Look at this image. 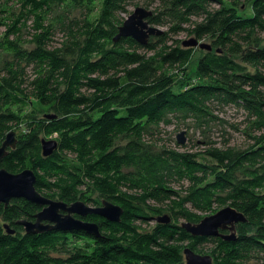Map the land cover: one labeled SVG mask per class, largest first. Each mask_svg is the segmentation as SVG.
Segmentation results:
<instances>
[{"label":"trees","instance_id":"1","mask_svg":"<svg viewBox=\"0 0 264 264\" xmlns=\"http://www.w3.org/2000/svg\"><path fill=\"white\" fill-rule=\"evenodd\" d=\"M130 3L0 0V147L14 128H26L1 166L34 170L49 198L123 208L119 222L84 218L99 224L95 237L27 233L18 221L35 220L41 207L25 198L1 203L0 264H186L184 249L205 245L215 264H264V0H163L148 19L168 29L146 45L114 41ZM55 8L86 11L61 23L59 44L47 22ZM183 32L213 47L195 76L188 66L197 48L173 38ZM226 107L246 113L248 146L195 151L161 142L159 129L172 119L210 129ZM43 139L58 141L50 156ZM225 206L247 219L236 239L184 229ZM165 213L171 221L158 222Z\"/></svg>","mask_w":264,"mask_h":264},{"label":"water","instance_id":"2","mask_svg":"<svg viewBox=\"0 0 264 264\" xmlns=\"http://www.w3.org/2000/svg\"><path fill=\"white\" fill-rule=\"evenodd\" d=\"M153 12L138 7L123 22L119 28V33L114 38L118 41L122 37H133L143 45H146L152 36L163 33L158 27L150 24L149 17ZM187 47H199L205 50H212L210 44L199 41L196 38L183 43ZM180 144L185 142L183 136L178 139ZM17 137L14 131L7 134L0 147V204L8 205L14 198H25L26 200L41 207L35 215V220L22 219L18 224L25 228L27 233H42L55 229L62 231H85L87 234L99 237L101 235L99 224L87 221L84 218L88 215H98L110 221L121 220L123 208L108 200H104L100 206H91L82 200L68 204L61 200H56L41 194L37 187V175L34 170L27 168L21 172L13 173L1 166L3 158L7 155L9 148H16ZM58 141L55 139H43L42 150L44 156H50L57 148ZM158 222L169 223L171 217L162 215L156 218ZM245 215L233 206H226L213 215L204 217L199 223L186 222L183 224L193 236L221 237L225 240L236 239V225L246 222ZM8 232L13 233L8 225ZM224 231H228L225 233ZM186 264H215L211 255L199 254L190 247L184 249Z\"/></svg>","mask_w":264,"mask_h":264},{"label":"rangeland","instance_id":"3","mask_svg":"<svg viewBox=\"0 0 264 264\" xmlns=\"http://www.w3.org/2000/svg\"><path fill=\"white\" fill-rule=\"evenodd\" d=\"M162 3L163 0H131V3L127 7L128 10L127 13H122L120 18L126 20L138 7H144L150 11H156L162 6ZM96 5H97V10L92 16L98 15L100 3L97 2ZM215 7H216L215 5L212 6V8ZM85 12L86 11L81 9H72L70 13H66L65 11L63 12L61 8H55L52 11V15L48 17L47 22L49 23L52 22L54 24V28L56 32L55 44L61 43L63 37L66 34L65 33L66 28L63 29V25L61 23L67 24L69 22V18L71 19L83 18ZM58 17L61 18L58 19ZM193 20H196V18L193 17ZM28 24L29 26H32L33 20L32 19L29 20ZM153 26L158 27V29H160L161 31L168 29V27L166 26H157V25H153ZM3 30L4 28H0V35H2ZM28 31L32 32V29L30 30L26 26L22 27V36L29 38L27 34ZM262 36L264 38V34ZM173 38L180 39L184 43L185 41H188L195 37L189 35L187 32H183L180 35ZM201 41L211 45V43L208 40H201ZM196 48L197 49L194 52L193 59L191 60L190 65L188 66L191 76H195L197 62L199 58L202 56L203 50H205L199 47ZM35 104L37 107H39V109L48 111V108L42 107L37 101H35ZM215 113L220 117V120L216 121L214 124H211L209 126L210 129H206L205 127L201 129L197 124L189 120L187 121L182 119L178 120L176 118L172 119L171 123L163 124L159 129L161 142L167 143L171 147L178 148L179 147L177 145L179 143L178 139L180 136H183L185 142L182 144L184 145V147H182L181 149L182 150L194 149L195 151L197 150L203 151L209 148L210 146H215L219 148H223L227 146L243 148L248 146L250 140L248 139V136L244 131L247 126L246 113L242 110H237L234 107H226L224 110H217ZM25 129L26 128H14L12 131L16 133V137H17V135L20 134L21 131ZM206 142H211V143L206 144ZM223 208L224 207H216L215 209H218L219 211ZM214 213L212 214L205 213L203 216L207 217L213 215ZM165 215L169 216L168 213H165ZM154 224H155L154 222L149 223L148 229H151ZM80 243H83V241H80ZM199 248L200 249L195 250L199 254H204V255L212 254L210 246L208 245Z\"/></svg>","mask_w":264,"mask_h":264}]
</instances>
